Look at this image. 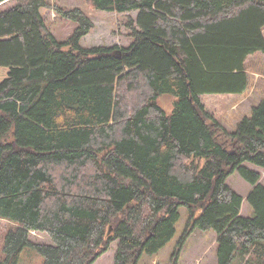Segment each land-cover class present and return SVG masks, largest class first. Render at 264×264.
Here are the masks:
<instances>
[{
  "label": "trees",
  "instance_id": "16d2710c",
  "mask_svg": "<svg viewBox=\"0 0 264 264\" xmlns=\"http://www.w3.org/2000/svg\"><path fill=\"white\" fill-rule=\"evenodd\" d=\"M87 2L137 11L131 43L82 46L94 23L78 7L0 9V218L13 224L0 264L25 247L42 264H92L116 240L113 264H137L173 237L181 205L189 230L216 233L215 264L257 251L264 264V185L243 165L264 168V96L231 131L200 100L246 89L245 58L264 51V0ZM49 6L77 22L64 42L44 28ZM235 170L252 186L251 216L226 183Z\"/></svg>",
  "mask_w": 264,
  "mask_h": 264
},
{
  "label": "rangeland",
  "instance_id": "374dc122",
  "mask_svg": "<svg viewBox=\"0 0 264 264\" xmlns=\"http://www.w3.org/2000/svg\"><path fill=\"white\" fill-rule=\"evenodd\" d=\"M54 5L66 8L78 7L86 13L93 21L94 25L90 31L80 38L82 46L89 47L93 45L107 46H127L131 43L130 29L125 24L129 18H134L137 11L112 12L93 8L87 0H49ZM15 0H6L0 4V9L13 5ZM40 15L44 18L46 30L51 33L59 42L68 39L76 29L77 22L73 19L64 18L53 9V6L40 9ZM264 34V29H263ZM245 72L248 83L246 89L239 94H220L206 96L207 106L210 108H223V111L217 110L215 118L228 130L235 128L243 116H249L251 107L256 106L264 96V51H256L245 58ZM174 97L169 94L159 96L158 102L164 110L171 111L173 108ZM203 100V99H202ZM227 102V103H226ZM227 104V105H226ZM243 165L252 169L259 170L260 180L264 185V168L252 163L245 162ZM226 183L232 190L236 191L243 198L240 214L242 216H251L252 208L246 202V196L250 191V183L240 176L238 170H235L230 176H227ZM179 217L175 223V233L173 237L165 243L155 254L144 253L137 264H215L216 263V233L212 230L201 231L198 229L189 230L187 225L188 209L180 206ZM12 222L0 218V250L4 233L10 227ZM35 242L51 243L47 234L37 231H30L28 235ZM264 244V242H261ZM117 240L109 245V249L102 254L92 264H113V255L116 250ZM258 248V247H257ZM263 246L261 247L263 251ZM258 252V251H257ZM256 252V253H257ZM1 253V251H0ZM177 253V255H175ZM253 253L249 258L248 264H253L257 259V254ZM254 255V257H253ZM43 256L31 247H25L19 255L17 264H42ZM246 260V258H245ZM241 255H236L231 264H245Z\"/></svg>",
  "mask_w": 264,
  "mask_h": 264
},
{
  "label": "crops",
  "instance_id": "0c3cea01",
  "mask_svg": "<svg viewBox=\"0 0 264 264\" xmlns=\"http://www.w3.org/2000/svg\"><path fill=\"white\" fill-rule=\"evenodd\" d=\"M228 94H229V95H232V93H228ZM209 95H220V94H201V95H200V98H201L200 100L203 99L202 102L204 103V105L206 106V108L209 110V112H211L214 116H216V112H217V110H219V111H223V108L221 107V108H219V109L216 110L214 107H213V108L208 107V106H207V103H206V101H205V100H206L205 98H206V96H209ZM226 103H227V102H226ZM226 105H227V104H226ZM258 171H259V170H258ZM251 188H252V186H250L249 189L251 190Z\"/></svg>",
  "mask_w": 264,
  "mask_h": 264
}]
</instances>
